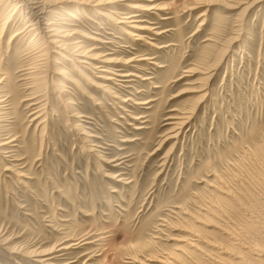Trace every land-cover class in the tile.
<instances>
[{"label":"rangeland","instance_id":"rangeland-1","mask_svg":"<svg viewBox=\"0 0 264 264\" xmlns=\"http://www.w3.org/2000/svg\"><path fill=\"white\" fill-rule=\"evenodd\" d=\"M124 1L123 13L151 2ZM258 1L156 0L144 40L92 8L57 6L79 51L96 46L133 73L108 92L90 86L108 80L78 51L42 52L0 2V144L17 139L0 145V264H44L22 254L34 249L48 264H264Z\"/></svg>","mask_w":264,"mask_h":264},{"label":"bare ground","instance_id":"bare-ground-1","mask_svg":"<svg viewBox=\"0 0 264 264\" xmlns=\"http://www.w3.org/2000/svg\"><path fill=\"white\" fill-rule=\"evenodd\" d=\"M149 1H151V2L145 6H142L141 4L137 5V4H134L133 2L132 3L130 2L128 4V6L130 8V12L129 13H123V12H120L119 9L121 8L120 7L121 5L125 4L124 0H0L1 3L6 2L7 4H10L12 6V11H11L10 15L8 14L9 19L12 18L11 21L16 16L17 12L19 10L21 11V13L23 14L22 16L24 17V20L26 21V24H28L23 30L26 31V34L30 35L34 41H36V42L41 41V43H43V45L47 46V49H42V52H43V50H46V51L51 50L55 53L56 52H59V53L66 52V53H69L70 55H74L73 57H76L75 54L70 53V49L67 46V44H69L71 46L72 50L78 51L77 54L80 55L79 58H81V59H79L78 62L81 65H83L87 69L96 70V72H95L96 76L108 80V82H103V81H99V80H97L95 82L91 81V82H89L90 86H94L98 89H101V90H104L107 92L111 88L110 83L117 84L118 86H124L123 82L131 81V80H127V79L125 80V78L132 76L133 73L124 72V69H120V67H122L120 65H116V64L111 65L110 62H114V61L110 60L108 58H105V57H103L104 55H100L99 52L94 51L96 48H98L96 46L92 47L91 49H88V51H86V49H84V48L82 51H79L80 49H82V47H80L81 41H76L75 43H71V40H70V37L74 36V34H76V33H79V31H76L74 29L70 30V31H66L65 33L60 31V29L58 27V23H57V21H55L54 14L57 13V10H55V9H58V8H56L57 6H61V5H65V4H66V6H68V4H72V3H77L79 7H83V10H86L87 7L92 8L93 10H96V12L100 16H106V19L108 21H112L117 25L119 24L121 26L119 28L124 30L133 39L144 40L145 38H144V35L142 34L143 33L142 30L149 29L151 31L152 29L148 28L144 25L142 26V24L140 22L143 20L140 17H142L143 13L146 11L151 12L152 9H160V7H158V3L156 2V0H149ZM236 2H238V1H236ZM244 2H247V1H244ZM241 3L242 2H239V4H241ZM254 3L251 2L250 5L254 6L253 5ZM235 4L238 6L237 3H235ZM246 6L248 7V5H246ZM105 10H108L109 13H107ZM122 24L125 25L124 28H123ZM127 28H132V30H130V29L127 30ZM21 32L22 31L15 33L14 36L17 37ZM160 33L161 32H158V31L156 33L154 32V34H156V35H158ZM82 36H85V37H88L91 39H96V38H93V36L90 37L86 34H83ZM107 42H110V41H107ZM43 54H45V53H43ZM43 54H42V56H43ZM132 60H143V59H140V58L139 59H136V58L132 59L131 58L130 62ZM100 63H105V64L102 65ZM44 64H45V62H44ZM1 71H2V69L0 68V86L4 80V78L2 77ZM25 100H28V101L31 100L30 104L27 106V108H28V111L35 109L32 111L31 114L32 115L35 114V116L33 117V120H36L41 115L40 112L43 113V111H44V109H42L43 108V104L41 103L42 101L39 100L38 98L37 99L34 98V96L29 98V99H25ZM127 100H132V99L128 98V99H123L122 101L126 102ZM5 102H8L7 99L0 100V103H2V104H6ZM44 107H45V105H44ZM186 120H188V119H186ZM186 122L187 121H185V123ZM182 123H183V121H182ZM180 125H183V124H180ZM173 136H175V134ZM170 138H171V136H170ZM8 139L9 140L11 139V140L6 141L4 143H1L0 145H7V148H8L11 146L9 144H11L12 142L17 140L16 137L10 136V135H9ZM2 239H4V238H2ZM7 242H8V240L6 241V237H5V242H3V243L5 244ZM86 243H88V242H86ZM16 246L17 245H15V247H7L6 246V249H8L11 253H21L20 248L18 250L17 249L18 247L16 248ZM63 246H65V245H63ZM66 248L67 247H61L60 249H66ZM24 252L25 253L22 252V254L24 256L30 257V258L34 257V260L36 262L48 264L47 261H48V259H50L49 257H46L48 255V253H45V252L43 253L42 251H39V250L34 249L31 251H24Z\"/></svg>","mask_w":264,"mask_h":264}]
</instances>
